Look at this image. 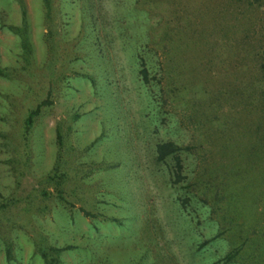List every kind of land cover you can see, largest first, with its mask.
Instances as JSON below:
<instances>
[{"label": "rangeland", "instance_id": "obj_1", "mask_svg": "<svg viewBox=\"0 0 264 264\" xmlns=\"http://www.w3.org/2000/svg\"><path fill=\"white\" fill-rule=\"evenodd\" d=\"M20 34L0 264H47L44 245L70 247L61 264H264V0H0L1 66L27 61ZM164 141L183 147L177 183Z\"/></svg>", "mask_w": 264, "mask_h": 264}, {"label": "trees", "instance_id": "obj_2", "mask_svg": "<svg viewBox=\"0 0 264 264\" xmlns=\"http://www.w3.org/2000/svg\"><path fill=\"white\" fill-rule=\"evenodd\" d=\"M49 2H50V0H44V3L47 6V8H49ZM56 11L59 13V10L56 9ZM24 14H25V11H24V7L22 6L21 7V21H22V25L25 24V22H24ZM10 28H12V27L10 26ZM13 29H15V28H13ZM49 32H51V31H49ZM20 35H21V40L23 41L22 42V46H21L22 47V52H23V54H25L23 58L26 59L27 61L23 60L22 63H21V65H17L15 67H12V66L11 67H5V66H1L0 65V76L1 77H5V78L19 77L21 75V72L22 71H28L29 70V68L24 67V65L25 64H28L29 61H31V55H32L31 54V50H30V48L27 45V42H26L27 39H26V37L23 36L22 34H20ZM62 49H64V48H62ZM66 55L68 57L67 60H69L71 62L73 60V58H70V57H71V55H73V52L70 53L68 51L66 53ZM263 66H264V63H263ZM80 74L83 75L86 78H89L90 81L93 82L92 76L90 74H85V73L84 74L83 73H80ZM140 74H141V76L144 79H146V69L145 68L144 69L142 68L140 70ZM261 77H264V73L261 74ZM252 91L254 92L255 90L253 89ZM208 94H210V93L208 92ZM208 94L206 95V97L211 98V97H213L216 94V92L211 93V94H214V95H211L210 94L208 96ZM261 94H262V97L264 98V90L262 91ZM234 95H236V94L234 93ZM217 100L218 99L215 98V100L213 102L212 101H208L207 104L210 107H212L217 102ZM42 102H44V101H42ZM40 105H41V103H39L37 106H35L34 109L30 110L29 113L27 114V117L24 119L23 126H24V133H25V135L27 133H29V129H30L31 123H32V115L39 110ZM223 125L225 126V123H223ZM261 125H262V127L264 126V116L261 119ZM260 128H261V126L258 125L257 126V132L258 133L260 131ZM249 129H251L250 126H249ZM258 138H259V136H258ZM263 139H264V137H263ZM60 144H62V143H60ZM181 149H183V147L178 146L177 144H175L172 141L159 142V143H157L155 145V148H154V151H155V159L157 161H162V160H164L168 156H172L173 157L174 167L172 169V174H173V177L174 178H172V180H171L172 183H177L181 179V174H180L181 173V171H180V169H181V163H180V158H179V155H178V152ZM58 161H59L58 164L60 165V164H63V162L65 160L58 159ZM58 164L54 166V171H55L54 172V175L56 176V178L61 179V177H64V175H63V173H61V171H60V169L58 167ZM238 175H239L240 179H244L246 177V171L244 170L242 173H238ZM56 190H57V192L59 194L58 197L59 198L63 197L61 195L62 189H60V187H59V189L56 188ZM43 193H44L43 195H46L45 192H43ZM83 212H84L85 215H89L86 211H83ZM111 219L112 220H115L114 218H111ZM69 248L70 247L67 246V245L62 246V247L51 246V245H44V246H40L38 248V251H39V254H40L41 258L47 264H61L60 258H59L61 252L62 251H65V250H67ZM12 250H13L12 244L8 242L6 244V250H5L7 259H10ZM234 255H235V253H229L227 255V257H226V261L232 259L234 257Z\"/></svg>", "mask_w": 264, "mask_h": 264}]
</instances>
